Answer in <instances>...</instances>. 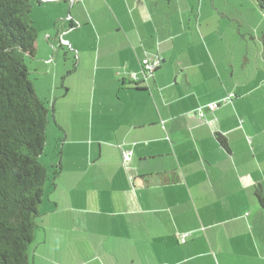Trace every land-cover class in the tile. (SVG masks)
I'll return each instance as SVG.
<instances>
[{"label": "crops", "instance_id": "obj_1", "mask_svg": "<svg viewBox=\"0 0 264 264\" xmlns=\"http://www.w3.org/2000/svg\"><path fill=\"white\" fill-rule=\"evenodd\" d=\"M34 4L45 9L47 22L40 40L42 20L31 18L35 55L43 48L56 57L74 54L79 63L84 41L106 44L102 58L94 50L91 61L107 71V81L89 85L84 95L94 140L86 153L64 159L72 178L59 175L54 207L44 214L46 229L62 224V217L50 220L61 203L68 220L46 264H264V213L254 196L256 185L264 195V101H247L259 85L230 83L217 68L181 62L173 20L157 19L158 0ZM146 57L160 62L148 75L141 68ZM134 76L143 77L144 92L120 88V80ZM212 102L217 106L199 117L197 110ZM68 105L63 112L73 111ZM65 128L67 139L76 137ZM83 161L97 167L95 178H107L109 194L86 195L92 189ZM170 171L177 181L159 183L157 174ZM79 184L83 195L76 194Z\"/></svg>", "mask_w": 264, "mask_h": 264}, {"label": "rangeland", "instance_id": "obj_2", "mask_svg": "<svg viewBox=\"0 0 264 264\" xmlns=\"http://www.w3.org/2000/svg\"><path fill=\"white\" fill-rule=\"evenodd\" d=\"M34 1L31 0L30 16L32 19L42 20L38 23L41 28L38 30V36L41 40L42 29L47 26L46 17H44L46 11L43 7H37ZM158 1L161 6L157 19L160 22L165 20L167 24L172 19L175 25L177 38L176 54L174 55L179 57L181 55V62L193 64V67L203 64L211 69L217 68L223 73L225 80L230 83L259 85L256 93L250 94L247 101L249 105L253 102L257 104V102L264 101V14L252 0ZM84 42L86 49H84L79 63H77L74 54L66 57L62 53L56 57L54 53H45L43 48L33 58H25L34 90L40 98L45 100L49 110L46 140L40 160L50 166L59 159L61 162L59 175L62 174L66 182L72 178V171L66 172L64 159L66 160L67 157L71 159L73 156L79 157L86 153L87 147L95 137L96 125L88 121L89 114L84 106V101H86L84 95L90 91L87 89L89 85H103L107 81L104 79L107 71L101 72L91 61L94 57V50H96L99 59L102 58L101 54L105 51V43L100 42L98 47V43L94 40L88 39ZM50 56L52 58L48 60ZM174 63L180 64L177 57L174 58ZM213 83H216L215 78ZM98 92L97 89L96 97ZM72 103L73 111L63 112L64 107ZM260 106L264 107V105ZM51 107L53 108L52 112ZM55 123L62 127L64 136ZM67 123L71 132L76 134V137L80 136L81 143L75 142L76 137L68 136L67 139L65 128ZM77 147L78 150H76ZM108 163L106 162L105 166H102L103 169L100 170L102 175L106 172ZM82 167L85 171L83 176H85V182L88 185L86 188L92 189L87 190L86 195L109 194V191H105L110 188L107 178H95L97 167L85 161L82 162ZM59 175L55 179V183ZM49 184L51 182L47 181L44 187V196L38 206L41 216L54 207L53 185ZM83 188V185L79 184L76 194L83 195L85 192ZM59 208V212L50 219L53 224L58 217H62V224L58 226L53 225L47 230L45 228L47 215L43 216L44 226L40 222L42 217L38 218L41 226L34 232L28 248L32 264H46V261L54 256L56 247H60L59 242L62 241V236L65 234L68 220L67 212H63L61 203ZM44 228L45 230H42ZM43 237L46 239L43 240ZM72 249L77 250L75 246H72Z\"/></svg>", "mask_w": 264, "mask_h": 264}, {"label": "trees", "instance_id": "obj_3", "mask_svg": "<svg viewBox=\"0 0 264 264\" xmlns=\"http://www.w3.org/2000/svg\"><path fill=\"white\" fill-rule=\"evenodd\" d=\"M252 1L264 13V0ZM31 5V0H0V264H32L28 248L41 226L38 206L46 182L54 185L61 170L59 159L50 166L40 160L49 110L36 94L25 62L35 56L37 38ZM143 83V77L122 79L120 88L141 93ZM216 138L226 144L220 134ZM177 179L172 171L157 174L162 184ZM254 196L264 213L260 185Z\"/></svg>", "mask_w": 264, "mask_h": 264}, {"label": "built area", "instance_id": "obj_4", "mask_svg": "<svg viewBox=\"0 0 264 264\" xmlns=\"http://www.w3.org/2000/svg\"><path fill=\"white\" fill-rule=\"evenodd\" d=\"M159 63H160L159 60L155 59V58L153 59V58L146 57V58L142 59L141 60L142 73L144 75L151 74L154 71V69L159 65ZM134 78H137V77L134 76ZM230 96H232V94ZM217 104L218 103H216V102H212V103H209L203 107H200L197 110L199 117H203L205 115L206 111L213 110L217 106ZM122 159H123V161H127L129 159V152L128 151L122 150ZM180 242H184V237L181 236Z\"/></svg>", "mask_w": 264, "mask_h": 264}, {"label": "water", "instance_id": "obj_5", "mask_svg": "<svg viewBox=\"0 0 264 264\" xmlns=\"http://www.w3.org/2000/svg\"><path fill=\"white\" fill-rule=\"evenodd\" d=\"M259 9V8H258ZM260 10V9H259ZM261 13H263L261 10H260ZM264 14V13H263Z\"/></svg>", "mask_w": 264, "mask_h": 264}, {"label": "clouds", "instance_id": "obj_6", "mask_svg": "<svg viewBox=\"0 0 264 264\" xmlns=\"http://www.w3.org/2000/svg\"><path fill=\"white\" fill-rule=\"evenodd\" d=\"M158 66H159V65H158ZM158 66H157V67H158ZM157 67H156V68H157ZM151 74H152V73H151Z\"/></svg>", "mask_w": 264, "mask_h": 264}]
</instances>
